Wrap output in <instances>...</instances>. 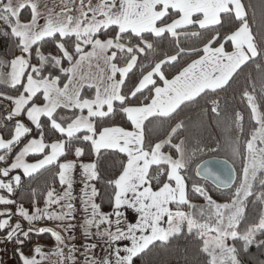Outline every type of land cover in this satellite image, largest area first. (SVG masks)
<instances>
[{
    "label": "snow or ice",
    "instance_id": "obj_1",
    "mask_svg": "<svg viewBox=\"0 0 264 264\" xmlns=\"http://www.w3.org/2000/svg\"><path fill=\"white\" fill-rule=\"evenodd\" d=\"M249 7L244 0H0V36L9 43L0 54V250L12 245L18 264L50 257L51 264H139L181 242L194 249L195 264H247L253 248L264 254V12L254 29ZM249 68L259 87L251 73L240 84ZM230 91H238L249 124L233 110L226 125L239 137L229 136L239 177L232 166L226 175L213 171L202 154L218 149L185 135L194 109L219 123ZM157 123L162 134L154 135ZM86 155L89 162L80 159ZM109 158L119 169L106 178ZM45 172L43 207L35 187L30 208L14 198ZM102 180L111 213L97 202ZM123 209L138 222L123 220ZM77 230L88 243H75ZM33 234H48L55 249L29 247Z\"/></svg>",
    "mask_w": 264,
    "mask_h": 264
},
{
    "label": "trees",
    "instance_id": "obj_2",
    "mask_svg": "<svg viewBox=\"0 0 264 264\" xmlns=\"http://www.w3.org/2000/svg\"><path fill=\"white\" fill-rule=\"evenodd\" d=\"M246 4H250L252 7H249L248 11L251 14L252 11H255V19L252 21V26L254 29H257L261 24L262 12H264V0H244ZM2 27V25H0ZM185 43L190 45H199V41H186ZM9 48V43L7 38L0 36V54L7 51ZM172 48L170 39L164 40L161 42V49L163 51H168ZM249 73L256 76L257 78V87H259V75L253 72L252 68H249L247 73L241 77L240 84L244 83V77ZM170 78V76H169ZM237 88L239 87L236 86ZM228 97L232 99L233 105L236 111L244 112V104L240 103L239 93L229 92ZM234 97V98H233ZM2 114V113H0ZM246 116L245 127H249L247 122V113L244 112ZM187 119V130L185 135L192 139L194 142L199 141L201 144H207L212 147L217 148V151H212L211 148L202 154V159L208 160L211 158H217L221 160H228V162L234 167L239 168L242 166V161L239 157H236L232 153V148L229 143V136L239 138L235 132H229L226 125L230 121L229 117L225 113L224 117L221 118L219 123L216 119L210 115H204L199 109H194L188 112ZM166 127V125L164 126ZM154 135L162 134V129L159 127V123L153 126ZM2 132V130H0ZM29 161L33 162L34 160L29 157ZM68 159H76L73 155H70ZM83 162H89V157L80 158ZM104 176L107 178L109 176L115 175L119 169L118 162L113 161L112 158L106 159L103 163ZM51 176L49 173H44L42 175L38 174L35 180H32L29 183H26L24 188L17 191L16 199L23 202L25 207L30 208L31 197L30 189L35 187L37 189V196L35 197L39 201V206L43 207V196L41 195L44 191L46 183L50 180ZM27 179V178H25ZM105 182L102 180L97 185L98 188L102 190L104 198L98 200L97 202L101 203L102 211L111 213L112 206L109 203L107 196L110 194L111 189L104 187ZM59 190V185L57 184ZM2 207V206H0ZM253 213L256 211L255 208L252 209ZM15 219V218H14ZM25 224V223H24ZM39 243L45 248H52L55 245L54 239L50 238L48 234H45L43 237H36L33 234V238L29 247ZM8 258L14 263L18 264V257L13 252V246L8 245L6 249ZM1 257V255H0ZM2 259V257H1ZM139 260V258H137ZM197 259L194 249L191 245H185L184 242H181L177 245H174L171 248H156L149 255L145 256L143 260H139V264H195ZM247 264H264V254H261L258 250H250V254L245 258Z\"/></svg>",
    "mask_w": 264,
    "mask_h": 264
},
{
    "label": "rangeland",
    "instance_id": "obj_3",
    "mask_svg": "<svg viewBox=\"0 0 264 264\" xmlns=\"http://www.w3.org/2000/svg\"><path fill=\"white\" fill-rule=\"evenodd\" d=\"M53 2H57V0H42V3H53ZM233 110H235V107L233 105L232 99H230V105H229L228 109L226 110V114H227V116L229 117L230 120H231V117H232ZM29 162H31V161H29ZM241 167H239L237 169L235 168L237 177H239V175H240ZM213 198L217 199L218 202H225L223 194L221 192H218V191H215V190H214ZM193 202L197 203V204H204V201H203L202 198H194ZM123 211L125 213V216L122 219L125 220L127 223L134 224V223L138 222L139 217H138V214L134 210H132V209H123ZM118 246L121 247V248L126 247V246H130V242H128V241H120ZM49 249L54 250L55 246L53 248H49ZM4 255H5L6 259L4 258ZM2 257H3V261L5 260L9 264H14L12 261L9 260V258L7 256V253H6V250H5V253H3ZM0 259H1V257H0ZM46 264H50V263L46 262Z\"/></svg>",
    "mask_w": 264,
    "mask_h": 264
},
{
    "label": "built area",
    "instance_id": "obj_4",
    "mask_svg": "<svg viewBox=\"0 0 264 264\" xmlns=\"http://www.w3.org/2000/svg\"><path fill=\"white\" fill-rule=\"evenodd\" d=\"M75 176H76V184L74 185V192L77 194V195H79V192H80V189H81V187H82V185L80 184V176H79V171H77L76 172V174H75ZM77 203H78V201H77ZM42 226H49V227H52V226H54L51 222H47L46 224H44V225H42ZM76 236H77V240L75 241V243L79 246V245H81V244H86V243H88V241H86L84 238H83V236L81 235V233H80V231L79 230H77V232H76ZM97 254H102L101 253V249H97ZM78 255V257H79V254H77ZM79 259H83V257H79ZM6 264V263H5Z\"/></svg>",
    "mask_w": 264,
    "mask_h": 264
},
{
    "label": "water",
    "instance_id": "obj_5",
    "mask_svg": "<svg viewBox=\"0 0 264 264\" xmlns=\"http://www.w3.org/2000/svg\"><path fill=\"white\" fill-rule=\"evenodd\" d=\"M208 161L210 162L209 166L213 169V171L221 172L224 175L227 174L229 166H232L230 163H228V165H224L222 163L224 160L217 158H211L208 159Z\"/></svg>",
    "mask_w": 264,
    "mask_h": 264
},
{
    "label": "crops",
    "instance_id": "obj_6",
    "mask_svg": "<svg viewBox=\"0 0 264 264\" xmlns=\"http://www.w3.org/2000/svg\"><path fill=\"white\" fill-rule=\"evenodd\" d=\"M25 223V227H27V223L26 222H24ZM55 246V245H54ZM5 247H4V245L2 244L1 246H0V249H4ZM53 248V247H52ZM44 250L47 252V251H49L50 249L49 248H45L44 247ZM52 250V249H51ZM3 253H5V250H0V255H3ZM2 257V256H1ZM4 257H5V255H4ZM57 258L56 257H50L49 258V260L48 261H46V262H49L50 264H51V262L52 261H55ZM2 260H3V257H2ZM10 260V259H9ZM11 261V260H10Z\"/></svg>",
    "mask_w": 264,
    "mask_h": 264
}]
</instances>
